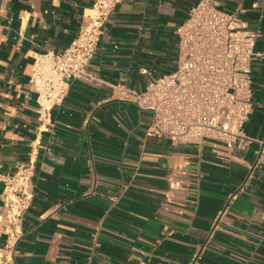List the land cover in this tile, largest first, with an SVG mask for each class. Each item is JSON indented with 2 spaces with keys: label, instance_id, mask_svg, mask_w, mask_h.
Masks as SVG:
<instances>
[{
  "label": "crops",
  "instance_id": "0c3cea01",
  "mask_svg": "<svg viewBox=\"0 0 264 264\" xmlns=\"http://www.w3.org/2000/svg\"><path fill=\"white\" fill-rule=\"evenodd\" d=\"M97 1L0 0V171L35 165L10 251L0 182V264H264L260 144L150 135V112L117 88L176 68L177 27L199 0H120L87 72L40 118L35 57L63 51ZM214 3L259 31L244 132L264 140V0Z\"/></svg>",
  "mask_w": 264,
  "mask_h": 264
},
{
  "label": "built area",
  "instance_id": "2783aa9c",
  "mask_svg": "<svg viewBox=\"0 0 264 264\" xmlns=\"http://www.w3.org/2000/svg\"><path fill=\"white\" fill-rule=\"evenodd\" d=\"M119 1L98 0L88 13L89 21L63 51L36 55L31 82L41 119L64 101L72 81L87 72L105 22ZM176 32V68L152 78L142 91L118 85L120 97L150 112V135L199 145L205 139L229 145L258 142L255 168L264 159V140L246 135L244 126L254 106L251 63L259 31L246 27L239 11L199 0ZM34 174L33 160L12 175L0 171L8 251L22 234L21 222L34 197Z\"/></svg>",
  "mask_w": 264,
  "mask_h": 264
}]
</instances>
